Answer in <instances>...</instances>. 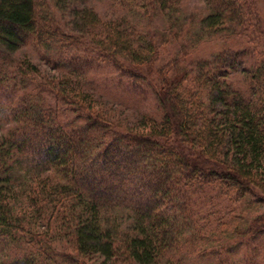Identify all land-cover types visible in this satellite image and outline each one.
<instances>
[{
    "label": "trees",
    "instance_id": "16d2710c",
    "mask_svg": "<svg viewBox=\"0 0 264 264\" xmlns=\"http://www.w3.org/2000/svg\"><path fill=\"white\" fill-rule=\"evenodd\" d=\"M179 1L118 0L127 15L102 21L85 0H62L79 6L63 26L57 3L0 0V113L12 122L0 137V264H228L242 250L239 264L264 262V12L259 0H208L186 28L172 17ZM152 15L173 19L170 32L135 24ZM213 38L234 50L185 61ZM29 43L59 75L12 57ZM171 43L182 57L153 71ZM95 83L152 91L159 109L121 121Z\"/></svg>",
    "mask_w": 264,
    "mask_h": 264
},
{
    "label": "rangeland",
    "instance_id": "374dc122",
    "mask_svg": "<svg viewBox=\"0 0 264 264\" xmlns=\"http://www.w3.org/2000/svg\"><path fill=\"white\" fill-rule=\"evenodd\" d=\"M45 3L46 9H53V5L57 3V19H62L63 23H60V25L66 26V24H69V18L72 19V9H75L79 6H74L68 8H64L62 5V0H42ZM258 1V0H257ZM118 0H85L83 4H80L82 7L90 8L92 9L100 18L102 21H111L112 19L121 20L125 15H127L120 6V3H117ZM179 7L177 10H174L173 16L174 21L176 20L178 24L185 25L186 28L190 26L199 27L201 26V22L208 17V15L211 13L210 5L208 3V0H180L179 1ZM258 4L260 7V11L264 12V0H259ZM43 6V7H44ZM62 8H61V7ZM69 14L71 16L69 17ZM131 17L133 15H128V20L130 21ZM131 21H134L132 19ZM130 21V22H131ZM173 19L166 18L162 15H152L150 19L148 17L142 16V18H136L135 24L142 23V25L147 26L151 33L156 37L159 33H167L170 32V27ZM171 22V23H170ZM59 24V23H58ZM173 24V23H172ZM143 29V28H142ZM173 33V31H171ZM236 43L233 39H226V38H213L206 43H203V45L199 48L193 51L192 53H189V56H185V61L187 63H190L192 60H198V59H204L208 60L215 56V54L224 51H232V46ZM182 45L180 43H171L168 47H165L162 49L160 57L158 59V62L153 67V71L156 70L158 67L162 66L166 62L170 61L172 58H175L178 56L177 54L182 52ZM12 57L16 60H29L32 64H34L39 69V75L44 78H53L59 75V71L52 70L51 67L45 64L44 60H42L43 56L39 49L36 48L34 43H29L24 45L23 47L19 48L15 53H13ZM182 56L179 54L178 58H181ZM231 60L230 58L227 60V63H229ZM152 70L147 71V73L153 72ZM110 71V70H109ZM146 72V70H145ZM112 75L114 72L110 71ZM101 76L97 77V79H100ZM103 79H110L112 80V77L110 74L108 76H103ZM117 77V75H113V78ZM232 81L235 83H242L243 77L241 75H233ZM116 79H113V82L116 83ZM96 84V85H95ZM95 86H92V88L96 89L95 92H97L100 97L102 96L103 100L102 103H105L107 105V108L109 110H112L121 121L125 122H133L136 120V118L140 117L144 114H152L157 111L158 108V99L156 98L155 94L150 91L147 96L143 97H127L122 96L119 94H116L114 92H111L105 85H101L100 83H95ZM127 89L128 87L125 86ZM4 112V111H3ZM8 112L6 110V113H0V137L4 134L5 131H7L11 125L12 122L10 120V117L7 115ZM259 212L256 210L249 211L245 214L244 220L247 218L252 219L255 218L256 215ZM241 223V222H240ZM243 224V223H241ZM231 226L233 223L230 224ZM241 226V225H240ZM234 228V227H233ZM230 230H232L229 227ZM227 231L226 233H230L231 231ZM262 239L260 240V242ZM264 242V241H262ZM238 253V252H237ZM233 255L234 257L231 259V262H228V264H239L244 260V250H242L241 253ZM262 260H264V250L262 252V255L260 256ZM211 262L210 260H208ZM262 263V262H261ZM219 264V263H218ZM264 264V262L262 263Z\"/></svg>",
    "mask_w": 264,
    "mask_h": 264
}]
</instances>
